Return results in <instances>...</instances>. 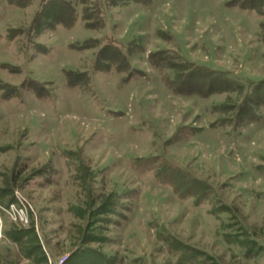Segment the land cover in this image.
<instances>
[{
  "label": "rangeland",
  "instance_id": "rangeland-1",
  "mask_svg": "<svg viewBox=\"0 0 264 264\" xmlns=\"http://www.w3.org/2000/svg\"><path fill=\"white\" fill-rule=\"evenodd\" d=\"M9 1L0 0V264L204 260L172 239L216 264H264V107L258 121L234 123L250 84L264 80V17L228 0H88L105 21L88 29L80 0H66L75 24L36 33L42 0ZM206 72L234 82L186 84ZM12 203L27 220L5 211ZM30 247L41 252L25 257Z\"/></svg>",
  "mask_w": 264,
  "mask_h": 264
},
{
  "label": "trees",
  "instance_id": "trees-1",
  "mask_svg": "<svg viewBox=\"0 0 264 264\" xmlns=\"http://www.w3.org/2000/svg\"><path fill=\"white\" fill-rule=\"evenodd\" d=\"M9 2L19 5V7H25L27 6L28 2L26 0H24V3L20 4L19 0H10ZM30 2V0H29ZM106 2L112 6V7H121L127 3L130 2H137V3H142V4H150L152 2V0H106ZM82 5V15H83V20L85 21L86 27L88 29H100L104 26V12L103 9H99L98 10V17L95 19L89 14V12L91 11L92 5H89L88 0H80L79 2ZM104 4V3H103ZM41 5L42 8L38 10L36 16H34L33 21L30 25V32L34 31L36 33H42L45 30H55L56 27L58 25H65L66 27H72L76 20H77V16H76V8L75 6L71 3L68 2L66 0H42L41 1ZM58 5H62L63 8L60 10V14L59 17H53L50 16L53 13H55V7ZM227 5L230 7H240L242 9H248V10H254L257 11L259 13L260 16L264 17V0H228L227 1ZM63 10V11H62ZM66 10H68V14L71 12H74L75 15H72L71 17H66L65 14H63ZM58 12V11H56ZM67 14V15H68ZM262 30L264 31V24H262ZM18 35V31H12L10 37L15 38ZM262 40L264 41V33H262ZM108 48V45L105 46L102 50H101V54L102 52H105ZM100 54V55H101ZM151 58V57H150ZM201 72H205V71H201ZM208 74V76H205L204 74H199V73H190L188 77H184L188 82H186V84L190 85V81L194 80L196 78H200V79H205L206 80V90H211L213 89L216 85L220 84H231L234 81H231V79L228 80H224L221 79L219 76H225V74H222L220 72H213L214 76L209 77L210 73L206 72ZM206 74V75H207ZM219 74V76H218ZM190 87L192 88L193 86L190 85ZM202 87V86H201ZM195 90H198L197 87L193 88ZM264 107V80H261L259 82H253L250 84L249 86V90L247 95L244 97L243 101L241 104H239V106L237 107L236 110V116H235V125L237 126V128H241L243 126H246L248 124L254 123L256 121L259 120L260 118V108ZM16 224V223H15ZM5 235L8 236V239L13 240L15 242L19 241L20 242H25L24 238L25 237L24 234L22 233H17L13 234V231L11 229H9L8 231H6ZM97 240V239H95ZM171 240V239H170ZM168 240L169 243L171 241L175 242L172 243L174 246L175 245H184L183 247L186 248V251H189L192 256H199L204 258V260L199 261L198 264H216V259L211 255L208 254V252L205 251H200L198 249H193L188 245L182 244L179 241L176 240ZM168 243V244H169ZM41 249L39 247H30V250L28 252V254H25L22 250V253L25 257H31L32 255H34L35 253H38ZM41 252V251H40ZM92 253V251L90 250H85L82 249L80 250L78 253L79 255L81 253ZM249 252H253V249H249ZM82 254V255H83ZM94 255H98L96 253H92ZM78 255V256H79ZM248 257L249 254H246ZM99 256V255H98ZM76 257V256H75ZM73 257V258H75ZM81 258V256L79 257ZM100 264H122L120 262V259H118L117 255H106V254H101L100 255ZM46 259V257L42 254L41 258L38 257L37 258V263H40L42 261H44ZM72 262V259L68 262V264H70ZM98 263V261H97ZM96 263V264H97Z\"/></svg>",
  "mask_w": 264,
  "mask_h": 264
},
{
  "label": "built area",
  "instance_id": "built-area-1",
  "mask_svg": "<svg viewBox=\"0 0 264 264\" xmlns=\"http://www.w3.org/2000/svg\"><path fill=\"white\" fill-rule=\"evenodd\" d=\"M5 211H8V213L10 214V216L11 215L13 216V214H14V216L16 215L15 216L16 218L15 217H14L15 219L13 218L14 220H18V219L20 221L21 220H27L26 219V216H25V213H24V210L22 208L18 207L15 203L10 204V206L7 207L5 209Z\"/></svg>",
  "mask_w": 264,
  "mask_h": 264
}]
</instances>
